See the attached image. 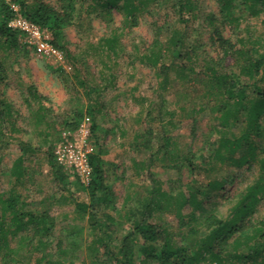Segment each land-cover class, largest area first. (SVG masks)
<instances>
[{"label": "rangeland", "instance_id": "374dc122", "mask_svg": "<svg viewBox=\"0 0 264 264\" xmlns=\"http://www.w3.org/2000/svg\"><path fill=\"white\" fill-rule=\"evenodd\" d=\"M22 1L27 6L40 2L56 9L62 3ZM144 2L141 11L126 23L120 9L123 1L107 10L94 7L88 0H77L74 21L61 30L57 41L49 31L42 30L52 46L55 47L53 41L58 43L60 60L37 55L22 35L16 38L15 47L3 46L0 41V208L2 201L18 196L17 207L21 211L47 212L53 218V236L46 250L51 257L43 264L60 263L63 257L57 252L59 240H63V248H68V244L75 248L64 264H94V236L88 217L80 219L81 213L75 210V203L89 202L86 187L64 169L63 180L57 182L48 164V155L54 151L70 118L82 116L79 125L90 128L93 152H100L105 184L111 190L115 208H100L113 219L107 222L102 216L100 221L109 225L117 240L129 227L128 212L139 210L151 198L152 180L175 200L187 196L189 186L197 190L211 182L222 184L221 189H205L204 195L197 197L202 209L196 210L195 215L204 218L213 211L220 216L228 214L255 177V171L246 167L208 163L219 135L214 131L218 126L204 92L208 85L198 79L189 84L185 77L176 74L171 42L184 32V51L194 52L190 60L181 59L178 64L185 63L201 73L203 64L209 61L221 72L237 73V58L223 57L210 41L209 18L218 20L223 37L231 43L247 36L245 27H250L251 35L262 42L264 13L253 17L242 11L237 30L225 21L219 23V0ZM2 3L20 9L13 0H0V6ZM112 38L116 39L115 45L109 47L107 41ZM154 44L164 55L156 69L142 59ZM258 47L262 49V43ZM163 65L169 68L165 89L163 75H159ZM187 155L198 166L196 169L190 170L183 158ZM20 157L25 175L15 180L12 168ZM175 210L154 213L150 222L166 226L178 242L187 235L189 227L185 222L192 209L188 205L181 209L183 220L176 217ZM260 220H264V201L253 216L244 220L245 233ZM19 242L17 235L10 240V247ZM142 247L139 239L135 264H151L143 260ZM40 255L34 254L31 264ZM96 259V264H109L102 248Z\"/></svg>", "mask_w": 264, "mask_h": 264}, {"label": "trees", "instance_id": "16d2710c", "mask_svg": "<svg viewBox=\"0 0 264 264\" xmlns=\"http://www.w3.org/2000/svg\"><path fill=\"white\" fill-rule=\"evenodd\" d=\"M59 8H53L44 3H34L27 6L22 0H13L20 6L21 14L40 30L49 31L54 40L60 37L61 30L74 21L75 4L77 0H61ZM85 1V0H84ZM94 7L110 10L123 1L120 9L124 12V21L131 22L135 14L141 11L144 0H88ZM219 0L222 20L239 29L242 23V11L253 17L264 13V0ZM187 5V6H186ZM188 8L194 9L190 3H185ZM184 8V6H179ZM191 10V9H190ZM189 10V11H190ZM12 17L9 6H0V41L3 46L15 47L16 38L20 33L7 27ZM218 20L211 16L208 21L210 26V41L221 52L223 57L234 55L237 58V73L221 72L217 65L209 61L202 66L201 73L185 63L178 64V60H190L191 54L183 48L185 33H180L171 43V57L174 62L176 74L185 77V81L199 80L201 84L208 85L206 97L209 100L211 111L214 112L218 135L217 145L213 147L208 163L219 162L237 169L246 167L255 171L254 179L245 186L236 202L230 207L225 216L218 215L215 211L202 218L195 215L196 210L202 209V204L197 198L204 195V190L214 191L221 189L222 184L211 182L204 188L189 186L187 196L171 197L152 180L151 198L143 203L140 209L129 211L126 216L129 227L127 232L117 240L114 233L103 224V216L107 222L113 221L112 217L100 208L115 210L112 202V193L105 184L104 163L100 152L89 155V164L92 169L90 183L85 186L89 196L88 203H75L76 212L81 213L80 219L88 217L89 226L94 236L92 258L97 263L96 255L103 249V255L109 264H135L137 241L143 242L141 256L144 261L151 264H264V220L251 225L245 233L244 220L253 216L257 207L264 201V41L251 35L250 27H245L247 36L236 39L235 43L225 39L217 25ZM115 38L107 41L109 47H114ZM262 43V49L258 45ZM56 47L58 43H52ZM237 47V48H236ZM158 44H154L149 54L142 57L149 67L156 69L163 59ZM168 66L160 68L159 75H163V86L168 85ZM201 74V75H200ZM190 84V83H189ZM0 115L1 112H0ZM91 115V113H90ZM1 117V116H0ZM82 116L70 118L66 122V130H76ZM94 120V119H93ZM93 131L96 126L93 122ZM24 146V145H23ZM22 148V154H24ZM189 163L190 170L198 167L192 163L189 155L184 156ZM22 157L18 158L12 168L15 180H20L25 175ZM48 164L54 179L61 183L62 167L55 160L52 152L48 155ZM18 196L1 202L0 208V264H31L34 254H41L35 258L33 264H43L51 257L47 254L50 239L53 236L54 220L47 213L36 214L31 211L18 209ZM175 200V204L172 202ZM188 205L192 212L187 215L185 225L187 235L178 242L170 230L160 224L150 222L154 213H164L172 208L179 220H183L181 209ZM20 236L18 246L10 247V240ZM63 241V240H62ZM62 241L57 243V252L60 263L64 264L71 252L75 251L74 245L68 244L63 248ZM32 258V259H31Z\"/></svg>", "mask_w": 264, "mask_h": 264}, {"label": "built area", "instance_id": "2783aa9c", "mask_svg": "<svg viewBox=\"0 0 264 264\" xmlns=\"http://www.w3.org/2000/svg\"><path fill=\"white\" fill-rule=\"evenodd\" d=\"M12 17L7 27L20 33L37 55L62 58L61 52L52 46L48 37L36 25L28 21L16 5L9 7ZM91 132L88 126L81 124L76 130H65L54 147L53 155L59 166L70 171L84 186L91 180L92 169L89 164V155L93 153L90 143Z\"/></svg>", "mask_w": 264, "mask_h": 264}]
</instances>
